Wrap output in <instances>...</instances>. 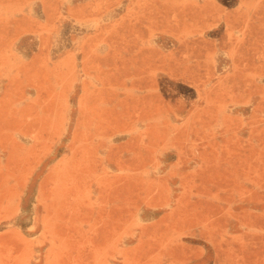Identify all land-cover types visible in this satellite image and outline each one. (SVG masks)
Segmentation results:
<instances>
[{"label":"rangeland","instance_id":"rangeland-1","mask_svg":"<svg viewBox=\"0 0 264 264\" xmlns=\"http://www.w3.org/2000/svg\"><path fill=\"white\" fill-rule=\"evenodd\" d=\"M0 264H264V0H0Z\"/></svg>","mask_w":264,"mask_h":264}]
</instances>
